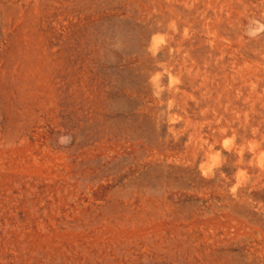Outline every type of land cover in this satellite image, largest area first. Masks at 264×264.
<instances>
[{"label": "rangeland", "instance_id": "rangeland-1", "mask_svg": "<svg viewBox=\"0 0 264 264\" xmlns=\"http://www.w3.org/2000/svg\"><path fill=\"white\" fill-rule=\"evenodd\" d=\"M147 1L0 0V264H264V0Z\"/></svg>", "mask_w": 264, "mask_h": 264}, {"label": "bare ground", "instance_id": "bare-ground-1", "mask_svg": "<svg viewBox=\"0 0 264 264\" xmlns=\"http://www.w3.org/2000/svg\"><path fill=\"white\" fill-rule=\"evenodd\" d=\"M107 1H108V0H107ZM146 1H147V0H146ZM153 1H154V0H153ZM170 1H171V0H170ZM180 1H181V0H180ZM184 1H185V0H184ZM205 1H206V0H205ZM215 1H216V0H215ZM228 1H229V0H228ZM245 1H246V0H245ZM247 1H248V0H247ZM147 2H148V1H147ZM186 2H187V1H186ZM197 2H198V1H197ZM201 2H202V0H201ZM216 2H217V1H216ZM216 2H215V3H216ZM222 2H223V1H221V3H222ZM230 2H231V0H230ZM108 3H109V2H108ZM117 3H118V2H117ZM150 3H152V2H150ZM182 3H183V2H182ZM187 3H190V2H187ZM194 3L196 4V2H194ZM205 3H206V2H205ZM233 3H234V2H233ZM243 3H244V2H243ZM245 3H246V2H245ZM153 4H154V3H153ZM162 4H163V3H162ZM176 4H177V3H175V5H176ZM191 4H192V2H191ZM230 4H231V3H230ZM236 4L239 5V1H238V3H237V1H236ZM165 5L168 6L167 4H165ZM172 5H174V4H172ZM175 5H174V6H175ZM203 5L205 6V4H203ZM226 5H227V4H226ZM226 5H225V6H226ZM233 5H234V4H233ZM238 5H237V6H238ZM246 5H247V4H246ZM128 6H129V5H128ZM136 6H137V5H136ZM136 6H134V7H136ZM151 6H153V5H151ZM178 6H179V5H178ZM183 6H184V5H183ZM200 6H202V5H200ZM207 6H208V5H207ZM250 6H251V5H250ZM112 7H113V6H112ZM112 7H110V8H112ZM115 7H116V6H115ZM130 7H131V6H130ZM162 7H163V5H162ZM175 7H176V6H175ZM180 7H182V5H180ZM239 7H240V6H239ZM239 7H238V8H239ZM248 7H249V6H248ZM251 7H252V6H251ZM116 8H117V7H116ZM137 8H138V6H137ZM152 8H154V7H152ZM170 8H171V7H170ZM173 8H174V7H173ZM173 8H172V9H173ZM177 8H178V7H177ZM200 8H201V7H200ZM214 8H215V7H214ZM224 8H226V7H224ZM224 8H221V9H224ZM228 8H229V7H228ZM240 8H241V7H240ZM125 9H126V8H125ZM162 9H163V8H162ZM172 9H171V10H172ZM174 9H175V8H174ZM181 9H182V8H181ZM183 9H184V8H183ZM187 9H188V8H187ZM187 9H186V10H187ZM202 9H203V8H202ZM202 9H201V11H202ZM206 9L208 10V8H206ZM216 9H218V8H216ZM230 9H231V8H230ZM230 9H229V11H230ZM233 9H234V8H233ZM120 10H121V9H120ZM122 10H123V9H122ZM149 10H150V9H149ZM151 10H153V9H151ZM151 10H150V11H151ZM168 10H169V9H168ZM171 10H170V11H171ZM175 10H176V9H175ZM177 10H179V9H177ZM184 10H185V9H184ZM188 10H189V9H188ZM213 10H214V9H213ZM231 10H232V9H231ZM234 10H235V9H234ZM125 11H126V10H125ZM128 11H129V10H128ZM153 11H154V10H153ZM160 11H161V10H160ZM160 11H159V14H160ZM165 11H166V10H165ZM165 11H164V12H165ZM170 11H169V12H170ZM204 11H205V10H204ZM210 11H212V10H210ZM217 11H218V10H217ZM237 11H238V10H237ZM237 11H236V12H237ZM241 11H242V10H241ZM241 11H240V12H241ZM251 11H252V8H251ZM134 12H138V11H134ZM144 12H145V11H144ZM144 12H143V13H144ZM171 12H172V11H171ZM175 12H177V11H175ZM178 12H179V13H180V12L183 13V12H186V11H181V10H180V11H178ZM187 12H188V11H187ZM195 12H196V11H195ZM199 12H200V11H199ZM226 12H227V11H226ZM232 12H233V11H232ZM238 12H239V11H238ZM248 12H250V11H248ZM114 13H115V12H114ZM140 13H141V12H140ZM150 13H151V12H150ZM165 13H166V12H165ZM188 13H189V12H188ZM196 13H197V12H196ZM196 13H195V14H196ZM219 13H220V12H219ZM246 13H247V12H246ZM259 13H260V12H259ZM134 14H136V13H134ZM144 14H145V13H144ZM173 14H174V13H173ZM176 14H178V13H176ZM185 14H186V13H185ZM227 14H228V13H227ZM107 15H108V14H107ZM140 15H141V14H140ZM145 15H146V14H145ZM155 15H156V14H155ZM167 15H169V13H167ZM167 15H166V16H167ZM192 15H193V14H192ZM203 15H204V14H203ZM203 15H201V16L203 17ZM224 15H225V14H224ZM233 15H234V14H233ZM248 15H250V14H248ZM110 16H111V15H110ZM162 16L164 17L165 15H162ZM169 16H170V15H169ZM179 16H180V15H179ZM208 16H209V14H208ZM218 16H220V15H218ZM231 16H232V15H231ZM238 16H239V14H238ZM243 16H245L244 13H243ZM125 17H127V16H125ZM128 17H129V16H128ZM142 17H143V16H142ZM154 17H155V16H154ZM157 17H158V16H157ZM157 17H156V19H157ZM159 17H160V16H159ZM177 17H178V16H176L175 18H177ZM186 17H187V16H186ZM211 17H212V16H211ZM246 17H247V16H245V18H246ZM248 17H249V16H248ZM160 18H161V17H160ZM178 18H179V17H178ZM182 18H183V16H182ZM187 18H188V17H187ZM193 18H195V17H193ZM212 18H213V17H212ZM224 18H225V17H224ZM236 18H237V17H236ZM166 19H167V18H166ZM168 19H169V18H168ZM170 19H173L172 15L170 16ZM170 19H169V20H170ZM213 19H214V18H213ZM226 19H227V18H226ZM138 20H139V19H138ZM142 20H143V19H142ZM145 20H146V19H145ZM152 20H153V18H152ZM161 20H162V19H161ZM161 20H160V21H161ZM169 20H168V21H169ZM182 20H183V19H182ZM200 20H201V18H200ZM203 20H204V19H203ZM203 20H202V21H203ZM214 20H216V19H214ZM223 20H224V19H223ZM223 20L221 21L222 24H223ZM237 20H238V19H237ZM237 20H236V21H237ZM178 21H179V20H178ZM193 21H194V20H193ZM202 21H201V22H202ZM205 21H206V20H205ZM207 21H208V20H207ZM230 21H231V20H230ZM232 21H233V20H232ZM236 21H235V22H236ZM239 21H240V19H239ZM150 22H152V21H150ZM153 22H154V21H153ZM157 22H159V20H158ZM183 22H184V21H183ZM212 22H213V21H212ZM212 22H211V23H212ZM237 22H238V21H237ZM134 23H136V22H134ZM138 23H139V22H138ZM154 23H155V22H154ZM196 23H198V22H196ZM199 23H200V22H199ZM203 23H204V22H203ZM213 23H215V21H214ZM213 23H212V24H213ZM216 23H220L219 20H218V22L216 21ZM228 23H229V22H228ZM243 23H244V21H243ZM249 23H251V22H249ZM120 24H121V23H120ZM136 24H137V23H136ZM140 24H141V23H140ZM162 24H163V23H162ZM162 24H161V25H162ZM170 24H171V23H170ZM193 24H194V22H193ZM205 24H206V23H205ZM224 24H225V23H224ZM235 24H236V23H235ZM238 24H239V23H238ZM241 24H242V23H241ZM122 25H123V24H122ZM144 25H145V24H144ZM144 25H143V26H144ZM149 25H150V24H149ZM154 25H155V24H154ZM157 25H158V23H157ZM159 25H160V24H159ZM188 25H190V24H188ZM217 25H218V24H217ZM239 25H240V24H239ZM239 25H238V26H239ZM246 25H247V24H246ZM249 25H250V24H249ZM137 26H138V24H137ZM137 26H136V27H137ZM145 26H146V25H145ZM151 26H153V25H151ZM171 26L174 28L173 25H171ZM171 26H169V27H171ZM179 26H180V25H179ZM193 26H194V25H193ZM195 26H196V25H195ZM198 26L200 27V25H197V27H198ZM219 26L222 27V26H224V25H221V24H220ZM242 26H243V25H242ZM242 26H241V27H242ZM247 26H248V25H247ZM128 27H129V26H128ZM140 27H141V25H140ZM147 27H148V25H147ZM184 27H185V26H184ZM199 27L197 28V30L199 29ZM226 27H227V31H228V26H226ZM137 28H138V27H137ZM151 28H152V27H151ZM167 28H168V27H167ZM167 28H166V29H167ZM173 28H172V29H173ZM181 28H182V27H181ZM186 28H187V27H186ZM186 28H185V29H186ZM190 28H192V25H191ZM190 28H189V29H190ZM201 28H202V27H201ZM203 28H204V27H203ZM205 28H207V27H205ZM213 28H214V27H213ZM213 28H212V29H213ZM215 28H216V27H215ZM233 28H234V27H233ZM238 28H239V27H238ZM238 28H237V31L240 30V29H238ZM149 29H150V28H149ZM153 29H154V28H153ZM163 29H165V28H163ZM172 29H169V30L172 31ZM185 29H184V30H185ZM194 29H196V28L194 27ZM222 29H225V30H226V28H222ZM137 30H138V29H137ZM139 30H140V28H139ZM145 30H146V28H145ZM204 30H205V29H204ZM214 30H215V29H214ZM214 30H213V31H214ZM230 30H231V28H230ZM241 30H243V29H241ZM151 31H152V30H151ZM170 31H169V32H170ZM181 31H182V30H181ZM190 31H191V30H190ZM200 31H201V30H200ZM205 31H206V30H205ZM205 31L203 32V29H202V32H203V33H205ZM207 31H208V30H207ZM211 31H212V30H211ZM211 31H210V32H211ZM148 32L150 33V31H148ZM154 32H155V31H154ZM157 32H158V30H157ZM162 32H163V31H162ZM166 32H168V30H167ZM169 32H168V33H169ZM173 32H174V34H175V29H174ZM173 32H171V33H173ZM185 32L187 33V31H185ZM196 32H197V31H196ZM218 32H220V31H218ZM218 32H217V33H218ZM234 32H236V30H235ZM155 33H156V32H155ZM171 33H170V34H171ZM217 33H216V34H217ZM220 33H221V32H220ZM225 33H226V32H225ZM240 33H241V32H240ZM134 34H136V33H134ZM151 34H152V33H151ZM160 34H161V33H160ZM160 34H159V35H160ZM180 34H181V33H180ZM190 34H191V33H190ZM197 34H198V33H197ZM199 34H201V33L199 32ZM206 34H207V33H206ZM206 34H205V35H206ZM208 34H209V33H208ZM231 34H232V33H231ZM138 35H139V33H138ZM153 35H154V34H153ZM156 35H157V34H156ZM159 35H157L158 38H160V37L162 36V35H160V36H159ZM164 35H165V33L163 34V36H164ZM176 35H177V34H175V36H176ZM181 35H182V34H181ZM210 35H211V34H210ZM212 35H214V34H212ZM212 35H211V36H212ZM218 35H219V33H218ZM223 35H224V34H223ZM259 35H260V34H259ZM141 36L143 37V35H141ZM163 36H162V37H163ZM173 36H174V35H173ZM228 36H230V38H232V35H229L228 32H227V36H226V37H228ZM238 36H240V35H238ZM242 36H243V35H242ZM139 37H140V35H139ZM154 37H155V36H154ZM157 37H155V38H157ZM216 37H217V36H216ZM216 37H214V38H216ZM221 37H222V33H221ZM226 37H225V38H226ZM244 37H245V36H244ZM262 37H264V36L262 35ZM148 38H149V37H148ZM158 38H157V40H158ZM177 38H178V37H177ZM179 38H180V37H179ZM179 38H178L177 40H179ZM188 38H189V37H188ZM194 38H196V37H194ZM205 38H206V37H205ZM212 38H213V37H212ZM223 38H224V37H223ZM230 38H229V40H230ZM234 38H235V37H234ZM249 38H250V37H248V39H249ZM254 38H255V37H254ZM260 38H261V37H260ZM163 39H164V38H163ZM175 39H176V38H175ZM185 39H186V38H185ZM210 39H211V38H209L208 40H210ZM216 39H217V38H216ZM226 39H227V38H226ZM238 39H240V38H238ZM238 39H237V42H240V41H238ZM263 39H264V38H262V41H263ZM131 40H132V39H131ZM137 40H138V41H142L143 39H142V40L137 39ZM145 40H146V38H145ZM145 40H144V41H145ZM183 40H184V39H183ZM191 40H192V39H191ZM221 40H223V39H221ZM227 40H228V39H227ZM227 40H226V41H227ZM241 40H242L241 42L243 43V39H241ZM251 40H252V39H251ZM132 41H133V40H132ZM151 41H152V43H154V40H150L149 42L151 43ZM180 41H181V40H180ZM186 41H187V39H186ZM194 41H195V42H193V43H196V42H197L196 40H194ZM205 41H206V39H205ZM215 41H216V40H215ZM218 41H219V40H217V42H218ZM254 41H255V40H254ZM123 42H124V41H123ZM130 42H131V41H130ZM162 42H163V41H162ZM162 42H161V43H162ZM174 42L177 43L176 41H174ZM206 42H207V41H206ZM217 42H216V43H217ZM223 42H224V40H223ZM228 42H229V41H228ZM230 42H232V40H230ZM230 42H229V43H230ZM234 42L237 43V42L235 41V39H234ZM247 42H248V40H247ZM257 42H258V41H257ZM136 43H137V41H136ZM152 43H151V44H152ZM158 43H159V42H158ZM202 43H203V42H202ZM211 43H212V42H211ZM244 43H245V42H244ZM244 43H243V44H244ZM249 43H250V41H249ZM254 43H255V42H254ZM259 43H261L260 40H259ZM259 43H258V47H260V46H259ZM142 44H144V42H143ZM142 44H141V45H142ZM145 44H146V43H145ZM156 44H157V43H156ZM156 44H155V45H156ZM170 44H171V43H170ZM170 44H169V45H170ZM217 44H218V43H217ZM246 44H248V43H246ZM246 44L243 45V48H244V46H246ZM256 44H257V43H256ZM256 44H255V45H256ZM138 45H139V44H138ZM146 45H147V44H146ZM153 45H154V44H153ZM153 45H152V46H153ZM169 45H168V46H169ZM174 45H175V44H174ZM204 45H205V44H203V46H204ZM222 45H223V44H222ZM226 45H227V43H226ZM129 46H130V45H129ZM142 46H143V45H142ZM159 46H161V45L159 44ZM192 46H193V45H192ZM199 46H200L199 48L202 47L201 45H199ZM206 46H207V45H206ZM224 46H225V45H224ZM229 46H230V45H229ZM249 46H250V44H249ZM253 46H254V45H253ZM253 46H252V47H253ZM145 47H146V46H145ZM161 47H163V46H161ZM161 47H160V48H161ZM170 47H172V46L170 45ZM210 47H211V46H210ZM241 47H242V46H241ZM246 47H247V46H246ZM250 47H251V46H250ZM258 47H257V49H256V47L254 48V51H255V49H256V54L254 53L255 55H253V56H256L257 53H259V52H257V51H258ZM148 48H150V47H148ZM157 48H159V47H157ZM160 48H159V49H160ZM164 48H165V47H164ZM166 48H167V47H166ZM166 48H165V49H166ZM168 48H169V47H168ZM175 48H176V47H175ZM181 48H182V47H181ZM183 48H184V47H183ZM189 48H190V47H188L187 50H189ZM195 48H196V47H195ZM199 48H196L197 51L200 50ZM216 48H218V46H217ZM223 48H224V47H223ZM225 48H226V46H225ZM229 48H230V47H229ZM229 48H227V49H229ZM146 49H147V48H146ZM191 49H192V48H191ZM196 49H195V50H196ZM198 49H199V50H198ZM202 49H203V47H202ZM232 49H233V48H232ZM237 49H238V48H237ZM239 49H240V48H239ZM241 49H242V48H241ZM244 49H246V48H244ZM263 49H264V47H263ZM129 50H130V49H129ZM129 50H128V51H129ZM132 50H133V49H132ZM136 50H137V49H134V52H137ZM155 50H156V49H155ZM161 50H162V49H161ZM169 50H170V48H169ZM205 50H207V47H206V49H205V47H204V50H203V51H205ZM208 50H209V49H208ZM213 50H214V49H213ZM215 50H217V49H215ZM215 50H214V51H215ZM221 50H223V49L221 48ZM221 50H220V51H221ZM248 50H250L249 47H248ZM252 50H253V49H252ZM122 51H123V50H122ZM138 51H139V50H138ZM151 51L153 52V49H152V48H151ZM151 51H150V52H151ZM162 51H163V50H162ZM167 51H168V50H167ZM203 51H202V52H203ZM217 51H218V50H217ZM242 51H243V50H242ZM250 51H251V50H250ZM250 51H249V52H250ZM260 51H261V50H260ZM262 51H263V50H262ZM262 51H261V52H262ZM123 52H124V51H123ZM148 52H149V50H148ZM150 52H149V53H150ZM169 52H170V51H169ZM191 52H193L192 54H195V53H194L195 51L192 50ZM191 52H189V53H191ZM208 52H209V51H208ZM237 52H238V51H237ZM261 52H260V54H261ZM174 53H175V51H174ZM184 53H185V52H184ZM189 53H188V55H189ZM200 53H201V51H200ZM200 53H199V54H200ZM203 53H204V52H203ZM209 53H210V52H209ZM209 53H208V54H209ZM214 53L216 54V52H214ZM245 53H246V52H245ZM252 53H253V51H252ZM127 54H130V53H127ZM138 54H139V53H138ZM146 54H147V52H146ZM160 54H161V53H160ZM171 54H172V53H171ZM208 54L206 53V55H208ZM218 54H219V53H218ZM221 54H222V53H221ZM225 54H226V53H225ZM225 54H224V55H225ZM238 54H239V53H238ZM241 54H242V55H240V56L242 57V56H243V53H241ZM246 54L248 55L249 53H246ZM246 54H245V55H246ZM250 54H251V53H250ZM250 54H249V55H250ZM260 54H259V55H260ZM190 55H191V54H190ZM196 55H197V54H196ZM203 55H204V54H203ZM209 55H210V54H209ZM209 55H208V56H209ZM216 55H217V54H216ZM262 55H263V53H262ZM128 56H129V55H128ZM142 56H143V55H142ZM148 56L152 57L151 55H148ZM169 56H170V55H169ZM177 56H178V54H177ZM197 56H199V55H197ZM212 56H213V54H212ZM240 56H239V57H240ZM260 56H261V55H260ZM145 57H147V56H145ZM150 57H147V58L149 59ZM159 57H160V56H159ZM165 57H166V56H165ZM182 57H183V54H182ZM190 57H191V56H190ZM192 57H193V56H192ZM204 57H205V55H204ZM204 57L201 55V58H204ZM209 57H210V56H209ZM214 57H215V55H214ZM225 57H226V56H225ZM239 57H238V58H239ZM128 58H129V57H128ZM147 58H146V59H147ZM160 58H161V60H163L162 57H160ZM160 58H158V59H160ZM176 58H177V57H176ZM187 58H188V57H187ZM199 58H200V57H199ZM215 58H216V57H215ZM257 58H258V57H257ZM121 59H122V58H121ZM124 59H125V58H124ZM151 59H152V58H151ZM156 59H157V58H156ZM191 59H193V58H191ZM195 59H197V58H195ZM195 59H194V60H195ZM208 59H209V58H208ZM212 59H213V58H212ZM224 59H225V58H224ZM231 59H232V58H231ZM243 59H244V57H243ZM243 59H242V60H243ZM247 59H248V58H247ZM254 59H255V58H254ZM254 59L252 60L253 63H254ZM263 59H264V58H263ZM136 60H137V59H136ZM152 60H153V59H152ZM168 60H169V59H168ZM177 60H178V59H177ZM199 60H200V59H199ZM203 60H204V59H202V61H203ZM209 60H210V59H209ZM222 60H223V59H222ZM225 60H226V59H225ZM227 60H228V58H227ZM237 60H238V59H237ZM259 60H260V59H259ZM158 61H160V60H158ZM178 61H179V60H178ZM178 61H176V62H178ZM184 61L186 62L187 60H184ZM190 61H191V60H190ZM192 61H193V60H192ZM213 61H214V60H213ZM228 61H229V60H228ZM231 61H232V60H231ZM244 61H245V60H244ZM255 61H256V60H255ZM257 61H258V60H257ZM128 62H129V61H128ZM140 62H141V61H140ZM146 62H147V61H146ZM161 62H162V61L159 62L160 65L163 64V62H162V64H161ZM170 62H171V61H170ZM170 62H169V63H170ZM185 62L182 61V64L185 63ZM219 62H220V61H219ZM223 62H224V61H223ZM237 62H238V61H237ZM259 62H262V60L259 61ZM142 63H144V62L142 61ZM148 63H149V62H148ZM173 63H174V62H173ZM179 63H180V62H179ZM193 63H194V61H193ZM201 63H202V62H201ZM220 63H221V62H220ZM232 63H233V62H232ZM243 63L245 64V62H243ZM262 63H263V62H262ZM126 64H127V63H126ZM139 64H140V63H139ZM152 64H153V63H152ZM176 64H177V63H176ZM203 64H204V62H203ZM216 64H217V63H216ZM225 64H227V63L225 62ZM244 64H242V65H244ZM254 64H255V63H254ZM254 64H253V65H254ZM258 64H260V63H258ZM192 65H193V64H192ZM212 65H213V64H212ZM219 65H220V64H219ZM227 65H228V64H227ZM246 65H247V70H250V69L253 67L251 64H250L251 67H249L250 65H248V63H246ZM260 65H261V64H260ZM260 65H259V66H260ZM262 65H263V64H262ZM123 66H124V65H123ZM139 66H140V65H139ZM143 66H144V64H143ZM143 66H142V67H143ZM157 66H158V65H157ZM162 66H163V65H162ZM193 66H194V65H193ZM204 66H205V64H204ZM209 66H210V65H209ZM256 66H257V64H256ZM129 67H130V66H129ZM148 67H149V66H148ZM160 67H161V66H160ZM191 67H192V66H191ZM211 67H212V66H211ZM211 67H209V68H211ZM233 67H234V65H233ZM235 67H236V66H235ZM235 67H234V69H235ZM248 67H249L250 69H248ZM261 67H262V66H261ZM121 68H122V67H121ZM132 68H133V67H132ZM158 68H159V66H158ZM177 68H178V67H177ZM180 68H181V67H180ZM180 68H179V69H180ZM182 68H183V67H182ZM182 68H181V69H182ZM203 68H205V67H203ZM213 68H214V67H213ZM223 68H224V67H223ZM225 68H226V67H225ZM253 68H254V67H253ZM137 69H138V68H137ZM144 69H145V68H144ZM153 69H154V68H153ZM159 69H160V68H159ZM221 69H222V68H221ZM221 69H220V70H221ZM231 69H232V68H231ZM243 69H244V68H243ZM256 69H257V68H256ZM258 69H260V68H258ZM139 70H141V69H139ZM149 70H151L150 67L148 68V71H149ZM161 70H162V67H161ZM182 70H183V69H182ZM182 70H181L180 72H183V71H184V70H183V71H182ZM186 70H187V68H186ZM186 70H185V71H186ZM189 70H191V69L189 68ZM197 70H198V69H197ZM217 70H219V69H217ZM222 70H223V69H222ZM241 70H242V69H241ZM253 70H254V69H253ZM164 71H166L165 68H164ZM194 71H195V69H194ZM225 71H226V69H225ZM227 71H228V69H227ZM232 71H234V70H232ZM261 71H262V69H261ZM136 72H137V71H136ZM153 72H154V70H153ZM155 72H156V71H155ZM157 72H158V71H157ZM162 72H163V71H162ZM195 72H196V71H195ZM202 72H203V69H202ZM202 72H201V73H202ZM211 72H213L212 69H211ZM221 72H222V71H221ZM242 72H243V71H242ZM248 72H249V71H248ZM250 72H251V70H250ZM255 72H256V71H255ZM262 72H264V71H262ZM262 72H261V73H262ZM140 73H141V72H140ZM148 73L150 74V72H148ZM158 73H159V72H158ZM160 73H161V72H160ZM169 73H171V72H169ZM185 73H186V72H185ZM201 73H199V74H201ZM204 73H205V72H204ZM204 73H202L201 75H202V76H205V78H206V74L203 75ZM214 73H215V72H214ZM231 73H232V72H231ZM238 73H239V72H238ZM245 73H246V72H245ZM256 73H257V72H256ZM137 74H138V73H137ZM193 74H194V73H193ZM195 74H196V73H195ZM207 74H208V73H207ZM221 74H222V73H221ZM258 74H260L259 71H258L257 75H258ZM262 74H263V73H262ZM138 75H139V74H138ZM152 75H153V74H152ZM155 75H156V77L158 76L157 73H156ZM186 75H188V74L186 73ZM190 75H191V74H190ZM238 75H240V74H237V73H236V77H237ZM251 75H252V74H251ZM253 75H254V74H253ZM257 75H256V79H258ZM96 76H97V75H96ZM142 76L144 77V75H142ZM142 76H141V77H142ZM150 76H151V75H150ZM150 76H149V77H150ZM167 76H168V73H167ZM170 76H172V75L170 74ZM170 76H169V78H170ZM210 76H212V75H210ZM223 76H226V72H225V75L223 74ZM258 76H259V75H258ZM131 77H132V76H131ZM137 77H138V76H137ZM141 77H140V78H141ZM159 77H160V76H159ZM159 77H158V78H159ZM176 77H177V76H175V78H176ZM183 77H184V75H183ZM187 77H188V76H187ZM218 77H220V76H218ZM243 77H244V76H243ZM259 77H260V76H259ZM262 77H263V75H262ZM145 78H146V77H145ZM202 78H203V77H202ZM209 78H210V77H209ZM209 78H208V79H209ZM238 78H239V77H238ZM238 78H237V80H238ZM240 78H242V77L240 76ZM246 78H247V77H246ZM249 78H251V77H249ZM132 79H134V78H132ZM132 79H130V80H132ZM138 79H139V77H138ZM143 79H144V78H143ZM150 79H151V80L153 79L152 76H151ZM156 79H157V78H156ZM173 79H174V77H173ZM173 79H172V80H173ZM208 79H207V80H208ZM210 79H211V78H210ZM231 79H232V78H231ZM247 79H248V78H247ZM256 79H255V80H256ZM154 80H155V79H153V81H154ZM168 80H169V79H168ZM214 80H215V79H214ZM216 80H218V79L216 78ZM216 80H215V81H216ZM240 80H241V79H239V81H240ZM258 80H259V79H258ZM148 81H149V80H148ZM148 81H146V83H147ZM219 81H220V80H219ZM235 81H236V80H235ZM235 81H234V82H235ZM244 81H245V79H244ZM107 82H108V81H107ZM139 82H140V84H141V81H139ZM155 82H156V81H154V83H155ZM168 82H169V81H168ZM171 82H173L172 84H174V81H171ZM175 82H176V79H175ZM185 82H186V81H185ZM185 82H184V83H185ZM205 82H206V81H205ZM210 82H211V84H212V81H210ZM226 82H227V81H226ZM230 82H231V81H230ZM253 82H254V81H253ZM253 82H251V83H253ZM143 83H144V82H143ZM157 83H158V82H157ZM169 83H170V82H169ZM192 83H193V82H192ZM207 83H208V81H207ZM207 83H204V84H207ZM242 83H243V82H242ZM245 83H246V82H245ZM248 83H249V82H248ZM251 83H249V85H250ZM259 83H261V82H259ZM130 84H131V83H130ZM147 84H148V83H147ZM189 84H190V83H189ZM195 84H196V83H195ZM227 84H228V83H227ZM230 84H231V83H230ZM240 84H241V83H240ZM243 84H244V83H243ZM243 84H242V86H243ZM256 84H257V83H256ZM263 84H264V82H263ZM141 85H142V84H141ZM155 85H156V84H155ZM176 85H178V84H176ZM198 85H200V81H199V84H198ZM216 85H218V84H216ZM225 85H226V84H225ZM228 85H229V84H228ZM228 85H226V86H228ZM233 85H234V84L232 83V86H233ZM245 85H246V84H245ZM247 85H248V84H247ZM251 85H252V84H251ZM151 86H152V84H151ZM184 86H185V85L183 84L182 87L184 88ZM190 86H191V85H190ZM200 86L202 87L203 84L200 85ZM204 86H205V85H204ZM214 86H215V85H214ZM214 86H213V87H214ZM220 86H222V85L220 84ZM220 86H218V88H219ZM226 86H225V87H226ZM259 86H260V85H259ZM259 86H258V87H259ZM125 87H126V86H125ZM125 87H123V88H125ZM209 87H210V86H209ZM213 87H210V88L213 89ZM216 87H217V86H216ZM246 87H247V86H245V88H246ZM248 87H250V86H248ZM260 87H261V86H260ZM141 88H142V87H141ZM172 88H173V87H172ZM172 88H171V89H172ZM197 88H198V86H197ZM197 88H195V90H196ZM199 88H200V87H199ZM205 88H206V87H205ZM210 88H209V91H210ZM240 88H241V85H240ZM262 88H264V86H263ZM136 89H137V87H136ZM145 89H146V88H145ZM181 89H182V88H180V90H181ZM223 89H225V88H222V90H223ZM228 89H229V86H228ZM243 89H244V88H243ZM249 89H250V88H249ZM249 89H247V90L249 91ZM251 89H252V86H251ZM260 89H261V88H260ZM127 90H128V89H127ZM138 90H139V89H138ZM175 90H176V89H175ZM191 90H192V89H191ZM200 90H201V89H200ZM205 90H208V89H205ZM205 90H204V91H205ZM217 90H220V89H217ZM217 90H216V91H217ZM241 90H242V89H241ZM247 90H246V91H247ZM252 90H254L253 92L255 93V89H252ZM122 91H124V90H122ZM130 91H132V87H131V90H130ZM140 91H142V90H140ZM177 91H178V90H177ZM177 91H176V93H178ZM182 91H184V90L182 89ZM225 91H226V89H225ZM229 91H230V90H229ZM238 91H240L239 88H238ZM259 91L262 92V90H259ZM126 92H127V91H126ZM149 92H150V91H149ZM153 92H154V91H153ZM172 92H173V91H172ZM197 92H198V91H197ZM201 92H203V90H202ZM223 92H224V91H223ZM227 92H228V91H227ZM227 92H225V94H226ZM232 92H233V91H232ZM241 92H242V91H241ZM249 92L251 93L252 91H249ZM129 93H130V92H129ZM142 93H143V92H142ZM144 93H145V91H144ZM230 93H231V92H230ZM233 93H234V92H233ZM244 93H245V92H244ZM247 93H248V92H247ZM254 93H253V94H254ZM256 93H257V92H256ZM145 94H146V93H145ZM154 94H155V93H154ZM174 94H175V93H173V95H174ZM207 94H208V93H207ZM207 94H206V95H207ZM209 94H210V93H209ZM218 94H219V93H218ZM240 94H241V93H240ZM251 94H252V93H251ZM258 94H259V93H258ZM258 94H257V95H258ZM124 95H125V93H124ZM127 95H128V94H127ZM136 95H137V94H136ZM167 95H168V94H167ZM175 95H176V94H175ZM179 95H182V93L179 94ZM183 95H184V94H183ZM220 95H221V92H220ZM236 95H237V94H236ZM241 95L243 96L244 94H241ZM241 95H239V99H240V96H241ZM249 95H250V94H249ZM261 95H262V94H261ZM263 95H264V93H263ZM131 96H133V95H131ZM141 96H142V95H141ZM143 96H144V95H143ZM176 96H177V95H176ZM208 96H210V95H208ZM223 96H224V95H223ZM225 96H226L227 98H229V95H228V96L225 95ZM231 96H232V95H231ZM233 96H234V94H233ZM244 96H247V95H244ZM258 96H260V94H259ZM134 97H136V96H134ZM138 97H140V96H138ZM168 97H169V96H168ZM168 97H167V99H168ZM183 97H184V96H183ZM193 97H194V96H193ZM195 97H197V96H195ZM213 97H214V96H213ZM218 97H219V96H218ZM254 97H256V95H255ZM254 97H253V99H254ZM172 98H173V96H172ZM184 98H185V97H184ZM190 98H191V95H190ZM241 98H242V97H241ZM256 98H257V97H256ZM256 98H255V99H256ZM152 99H153V98H152ZM163 99H164V98H163ZM177 99H180V100L183 101V99H182L181 97H180V98H177ZM192 99H193V98H192ZM211 99H212V98H211ZM211 99H209V100L211 101ZM222 99L225 100V98H222ZM230 99H231V98H229V100H230ZM246 99H247V97H246ZM246 99H244V100H246ZM253 99H252V100H253ZM134 100H137V98L134 99ZM134 100H133V101H134ZM142 100H143V99H142ZM145 100H146V99H145ZM149 100H150V99H149ZM195 100H198V98L195 99ZM199 100H200V99H199ZM201 100H202V98H201ZM216 100H217V98H216ZM216 100H214V101H216ZM235 100H237V99H235V96H234V101H235ZM133 101H132V102H133ZM139 101H140V100H139ZM139 101H138V102H139ZM158 101H159V100H158ZM164 101H165V100H164ZM171 101H172V100H171ZM182 101H181V102H182ZM184 101H185V99H184ZM238 101H239V100H238ZM238 101H237V103H241L242 100H240V102H238ZM258 101H259V100H258ZM261 101H262V100H261ZM148 102H149V101H148ZM173 102H174V101H173ZM181 102H179V103H181ZM227 102H228V101H227V99H226V104H227ZM133 103H134V102H133ZM146 103H147V102H146ZM175 103H176V102H175ZM179 103H178V104H179ZM189 103H190V102H188V104H189ZM196 103H197V102H196ZM204 103H205V102H204ZM212 103H213V99H212ZM233 103H234V102H233ZM249 103H250V102H249ZM262 103H264V102H262ZM130 104H131V102H130ZM143 104H144V103H143ZM155 104H156V102H155ZM166 104H167V103H166ZM178 104L176 105V107H178ZM188 104H187V105H188ZM255 104H256V103H255ZM259 104H260V103H259ZM144 105H145V104H144ZM201 105H203V103H201ZM208 105H209V103L207 104V106H208ZM212 105H213V104H212ZM234 105H237V104H234ZM139 106H141V105H139ZM146 106H147V105H146ZM154 106L156 107V105H154ZM180 106H181V105H180ZM192 106H194V104H192ZM238 106H239V105H237V108H238ZM243 106H244V107H243ZM243 106H242V107L245 108V105H244V104H243ZM263 106H264V105H263ZM263 106H262V107H263ZM152 107H153V106H152ZM169 107H170V106H169ZM181 107H182V106H181ZM181 107H180V108H181ZM186 107H187V106H186ZM188 107H189V105H188ZM223 107H225V106H223ZM223 107H222V108H223ZM233 107H234V106H233ZM247 107H248V106H247ZM137 108H138V107H137ZM150 108H151V107H150ZM159 108H160V107H159ZM182 108H183V107H182ZM191 108H192V107H191ZM193 108H194V107H193ZM200 108H201V106H200ZM206 108H207V107H206ZM211 108H212V107H211ZM234 108H235V107H234ZM240 108H241V106L239 107V109H240ZM259 108H260V107H258V111H259ZM146 109H147V108H146ZM204 109H205V107H204ZM208 109H209V108H207V110H208ZM212 109H213V108H212ZM235 109H236V108H235ZM241 109H242V108H241ZM254 109H255V108H254ZM260 109H261V108H260ZM136 110H137V109H136ZM150 110H152V109H150ZM154 110H155V109H154ZM182 110H183V109H181V111H182ZM184 110H185V109H184ZM191 110H193V109H191ZM199 110H200V109H199ZM213 110H214V109H213ZM217 110H218V109H217ZM256 110H257V109H256ZM261 110H262V109H261ZM186 111H187V110H186ZM194 111H195V110H194ZM194 111H193V112H194ZM205 111H206V110H205ZM211 111H212V110H211ZM214 111H215V110H214ZM241 111H244V109L241 110ZM167 112H168V111H167ZM173 112H174V111H173ZM182 112H183V111H182ZM189 112H190V111H189ZM193 112H192V113H193ZM202 112H203V111H202V109H201V113H202ZM231 112H232V111H231ZM235 112H236V111H235ZM260 112H261V111H260ZM263 112H264V111H263ZM133 113H134V111H133ZM141 113H142V111H141ZM155 113H156V111H155ZM155 113H154V114H155ZM168 113H169V112H168ZM195 113H196V112H194V114H195ZM199 113H200V112H199ZM211 113H212V112H211ZM211 113H210V115H211ZM220 113H221V112H220ZM258 113H259V112H258ZM147 114H148V113H147ZM186 114H187V113H186ZM213 114H214V113H213ZM222 114H223V113H222ZM232 114H233V113H232ZM245 114H246V112H245ZM245 114H244V117H245ZM262 114H264V113H262ZM262 114H261V119H262ZM171 115H173V114H171ZM181 115H182V114H181ZM200 115H201V116H200L199 118L202 117V114H200ZM205 115H206V114H205ZM215 115H216V114H215ZM224 115H225V114H224ZM242 115H243V113H242ZM254 115H255V114H253V116H254ZM258 115H259V114H258ZM157 116H158V115H157ZM174 116L176 117L175 114H174ZM206 116H208V115H206ZM206 116H205V117H206ZM220 116H221V115H220ZM235 116H236V115H235ZM251 116H252V115H251ZM155 117H156V116H155ZM172 117H173V116H172ZM172 117H171V118H172ZM188 117H191V116L188 115ZM193 117H194V116H193ZM208 117H209V116H208ZM210 117H211V116H210ZM224 117H225V116H224ZM237 117H238V113H237ZM244 117H243V118H244ZM259 117H260V116H259ZM151 118H152V117H151ZM151 118H149V119H151ZM168 118H169V117H168ZM171 118H170V119H171ZM179 118H180V117H179ZM195 118H198L197 113H196V117H195ZM213 118H214V116H213ZM253 118H254V117H253ZM255 118H256V117H255ZM255 118H254V119H255ZM129 119H130V118H129ZM153 119H154V118H153ZM182 119H183V118H182ZM224 119H225V118H224ZM232 119H233V118H232ZM241 119H242V118H241ZM257 119H258V118H257ZM132 120H133V119H132ZM136 120L138 121V119H136ZM144 120H147V119H144ZM144 120H143V122H144ZM174 120H175V119H174ZM176 120H177V119H176ZM187 120L189 121V118L186 119L185 121H187ZM205 120H206V119H205ZM207 120H209V118H208ZM210 120H211V119H210ZM210 120L207 121V123H208V122L210 123V122H211ZM217 120H218V121H217ZM217 120H216V121L219 122V117H218ZM233 120H234V119H233ZM233 120H231V121L233 122ZM239 120H240V119H239V117H238V121H239ZM152 121H153V120H152ZM171 121H172V119H171ZM188 121H187V122H188ZM195 121H196V123H197V119H196ZM202 121H204V120H201V122H202ZM212 121H213V119H212ZM238 121H237V122H238ZM244 121H246V120H244ZM258 121H259V120H258ZM131 122H132V121H131ZM145 122H146V121H145ZM153 122H154V121H153ZM156 122H157V121H156ZM187 122H186V123H187ZM225 122H226V120H225ZM239 122H240V121H239ZM133 123H134V122H133ZM203 123H204V122H203ZM205 123H206V122H205ZM241 123H242V122H240V124H241ZM245 123H246V122H245ZM134 124H136V123H134ZM150 124H151V123H150ZM150 124H149V125H150ZM166 124H167V122H166ZM187 124H190V122L187 123ZM187 124H186V125H187ZM194 124H195V123H194ZM199 124H200V122H199ZM211 124H212V123H211ZM224 124H225V123H224ZM229 124H230V123H229ZM242 124H243V123H242ZM251 124H252V123H251ZM153 125H154V123H153ZM164 125H165V124H164ZM167 125H168V124H167ZM181 125H182V124H181ZM203 125H204V124H203ZM252 125H253V124H252ZM141 126H142V125H141ZM154 126H155V125H154ZM193 126H194V125H193ZM195 126H197V125H195ZM208 126H210V125H208ZM208 126H206V127H208ZM221 126H222V124H221ZM243 126H244V125H243ZM170 127H171V126H170ZM184 127H186V126H184ZM188 127H190V125H189V126L187 125V128H188ZM213 127H214V126H213ZM217 127H218V129L220 128L219 126H217ZM217 127H216V128H217ZM227 127H228V126H227ZM230 127H232V126H230ZM237 127H238V126H237ZM250 127H251V126H250ZM167 128H169V127H167ZM167 128H166V129H167ZM172 128H173V127H172ZM176 128H177V127H176ZM130 129L132 130V128H130ZM137 129H138V128H137ZM146 129H147V128H146ZM169 129H170V128H169ZM197 129H198V128H197ZM205 129H206V128H205ZM208 129H209V128H208ZM208 129H207V131H208ZM211 129H212V128H211ZM222 129H223V128L221 127V130H222ZM230 129H232V128H230ZM230 129H229V130H230ZM248 129H249V127H248ZM163 130H164V129H163ZM180 130H181V128H180ZM183 130H184V128H183ZM183 130H182V131H183ZM192 130H193V127H192ZM199 130H201V127H200ZM219 130H220V129H219ZM242 130H243V127H242ZM260 130H261V129H260ZM176 131H177V130H176ZM203 131H204V130H203ZM216 131H218V130H216ZM222 131H223V130H222ZM243 131H244V130H243ZM248 131H249V130H248ZM251 131H252V130H251ZM263 131H264V130H263ZM136 132H137V131H136ZM158 132H159V131H158ZM169 132H170V131H169ZM173 132H174V131H173ZM187 132H188V131H187ZM198 132H199V131H198ZM231 132H233V131H231ZM240 132H241V131H240ZM260 132H262V130H261ZM150 133H151V132H150ZM176 133H177V132H176ZM180 133H181V132H180ZM182 133H183V132H182ZM192 133H193V132H192ZM194 133H195V132H194ZM204 133H205V132H204ZM212 133H213V132H212ZM247 133H248V132H247ZM262 133H263V132H262ZM167 134H168V132H167ZM171 134H172V133H171ZM187 134H188V133H187ZM200 134H202V133H200ZM205 134H206V133H205ZM210 134H211V132H210ZM218 134H220V133H218ZM230 134H233V133H230ZM234 134H235V133H234ZM250 134H251V133H250ZM176 135H177V134H176ZM190 135H191V132H190ZM216 135H217V134H216ZM243 135H244V133H243ZM246 135H247V134H246ZM155 136H156V135H155ZM171 136H173V134H172ZM187 136H188V135H187ZM205 136H209V135H205ZM220 136H222V135H220ZM220 136H219V137H220ZM223 136H224V135H223ZM226 136H228V135H226ZM145 137H146V136H145ZM145 137H144V138H145ZM165 137H166V136H165ZM210 137L212 138V136H210ZM238 137H239V136H238ZM245 137H246V136H245ZM250 137H251V136H250ZM250 137H249V138H250ZM196 138H197V137H196ZM196 138H195V141H196ZM200 138H201V136H200ZM208 138H209V137H208ZM221 138H223V137H221ZM228 138H229V137H228ZM228 138L226 137L225 139H228ZM231 138H232V137H230V139H231ZM262 138H263V137H261V139H262ZM167 139H169V138H165V141H166V142H167ZM170 139H171V138H170ZM197 139H198V138H197ZM206 139H207V138H206ZM214 139H215V138H214ZM225 139H224V140H225ZM243 139H244V138H243ZM151 140H152V139H151ZM160 140H162V139L160 138ZM173 140H175V137H174ZM173 140H172V141H173ZM183 140H184V139H183ZM204 140H205V139H204ZM204 140L199 139V142L202 143V141H204ZM231 140H232V139H231ZM231 140H230V141H231ZM233 140H234V139H233ZM240 140H241V139H240ZM172 141H171V142H172ZM190 141H191V140H190ZM190 141H188V142L190 143ZM193 141H194V140H193ZM193 141H192V142H193ZM210 141H212V140L210 139ZM214 141H216V140H214ZM218 141H219V140H218ZM226 141H227V140H226ZM230 141L228 140L229 145L232 144V142H230ZM247 141H248V138H247ZM249 141H250V139H249ZM249 141H248V142H249ZM141 142H142V141H141ZM146 142H147V141H146ZM152 142H153V141H152ZM156 142L158 143V141H156ZM159 142H160V141H159ZM169 142H170V141H169ZM169 142H168V143H169ZM183 142H184V141H183ZM244 142H245V141H244ZM251 142H252V139H251V141H250L249 143H251ZM257 142H258V141H257ZM257 142H253V145H252V144H251V145L254 147L255 144H257ZM150 143H151V142H150ZM150 143H149V145H151ZM200 143H198V144H199L200 146H202ZM211 143H212V142H211ZM216 143H217V142H216ZM225 143H226V142H225ZM237 143H238V142H237ZM160 144H161V143H160ZM160 144H159V146H160ZM166 144H167V143H166ZM171 144H173V143H171ZM171 144H170V146L172 147L173 145H171ZM175 144L177 145V142L174 143V145H175ZM191 144H192V143H191ZM191 144H190V146H191ZM149 145H146V146L148 147ZM162 145H163V144H162ZM162 145H161V146H162ZM186 145H187V144H186ZM193 145H194V144H193ZM196 145H197V144H196ZM210 145H211V144H210ZM222 145H223V143H222ZM146 146H145V147H146ZM166 146L168 147L169 144H168V145H165V147H166ZM182 146H184V145H182ZM213 146H214V145H213ZM213 146H212V148H213ZM224 146H225V144H224ZM242 146H243V145H242ZM247 146H248V145H247ZM252 146H250V147H251L250 149H249V147H248V149L250 150V152L253 153L254 151H251V149H252V150H253V149H256V146H255L254 148H252ZM259 146H260V145H259ZM259 146H258V147H259ZM174 147H175V146H174ZM178 147H179V145H178ZM192 147H193V146H192ZM196 147H197V146H195L194 150H196ZM207 147H208V146H207ZM227 147H229V146H227ZM230 147H231V146H230ZM235 147H236V146H235ZM239 147H241V146H239ZM151 148H152V147H151ZM155 148H156V147H155ZM158 148H159V147H158ZM160 148H161V147H160ZM179 148H180V147H179ZM217 148H218V147H217ZM145 149H146V148H145ZM168 149H169V148H168ZM187 149H188V147H187ZM201 149H202V148H201ZM201 149H200V150H201ZM204 149H205V148H204ZM214 149H215V148H214ZM219 149H220V148H219ZM225 149H227V148H225ZM229 149H230V148H229ZM234 149H235V148H234ZM258 149H259V148H258ZM140 150H141V149H140ZM148 150H150V149L148 148ZM161 150H164V148L161 149ZM165 150H166V148H165ZM170 150H173V147H172V149L170 148ZM177 150H179V149H177ZM181 150H182V149H181ZM184 150H185V149H184ZM191 150H192V149H191ZM191 150H190V151H191ZM206 150H207V148H206ZM237 150H239V149H237ZM237 150H236V151H237ZM262 150H263V149H262ZM134 151L138 152L137 150H134ZM196 151H197V150H196ZM204 151H205V150H204ZM213 151H214V150H211V152H213ZM236 151H235V152H236ZM240 151L242 152V149H240ZM240 151H239V153H240ZM258 151H259V150H258ZM158 152H159V151H158ZM164 152H166V151H164ZM171 152H173V151H170V153H171ZM176 152H177V151H176ZM202 152H203V151H202ZM208 152H209V151H208ZM231 152H232V151H231ZM237 152H238V151H237ZM248 152H249V151H248ZM261 152H262V151H261ZM263 152H264V150H263ZM263 152H262V153H263ZM148 153H149V152H148ZM148 153H147V154H148ZM153 153H154V152H153ZM166 153H168V152H166ZM166 153H165V154H166ZM173 153H174V152H173ZM186 153H187V152H186ZM192 153L194 154V151H193ZM203 153H204V152H203ZM214 153H215V152H214ZM222 153H223V152H222ZM224 153H227V152H224ZM233 153H234V152H233ZM239 153H238V154H239ZM252 153H251V154H252ZM139 154H140V153H139ZM159 154H160V153H159ZM161 154H162V153H161ZM165 154H164V155H165ZM176 154H177V153H176ZM176 154H175V156H176ZM193 154H192V155H193ZM200 154H201V153H200ZM210 154H211V158H210V159H212V158L215 156V154H213V156H212V153H210ZM216 154H217V153H216ZM220 154H221V153H220ZM249 154H250V153H249ZM256 154H257V151H256ZM258 154H259V152H258ZM136 155H137V153H136ZM149 155H150V154H149ZM151 155H152V154H151ZM162 155H163V154H162ZM178 155H179V153H178ZM185 155H187V154H185ZM192 155H191V157L195 156V155H193V156H192ZM222 155H223V154H222ZM228 155H229V154H228ZM236 155H237V154H236ZM239 155H240V154H239ZM239 155H238V156H239ZM129 156H130V155H129ZM154 156H155V155H154ZM170 156H171V155H170ZM170 156H167V157H170ZM175 156H174V157H175ZM187 156H188V155H187ZM200 156H201V155H200ZM202 156H203V155H202ZM206 156H208V155H206ZM216 156H218V154H217ZM216 156H215V157H216ZM225 156H226V155H225ZM240 156H241V155H240ZM254 156H256V155H254ZM259 156H260V155H259ZM259 156H258V157H259ZM155 157H156V156H155ZM171 157H172V156H171ZM171 157H170V158H171ZM178 157H179V156H178ZM178 157H177V158H178ZM248 157H249V156H248ZM127 158H128V157H127ZM136 158H137V157H136ZM147 158H148V157H147ZM151 158H152V157H151ZM172 158H173V157H172ZM179 158H180V157H179ZM188 158H190V157H188ZM188 158H187V159H188ZM236 158H237V157H236ZM255 158H256V157H255ZM255 158H254V160H255ZM262 158H264V157H262ZM152 159H154V158H152ZM180 159H181V158H180ZM201 159H202V158H201ZM201 159H200V160H201ZM213 159H214V158H213ZM213 159H212V160H213ZM216 159H217V158H216ZM221 159H223V158H221ZM238 159H239V157H238ZM258 159H261V157L258 158ZM132 160H133V158H132ZM167 160H169V159H167ZM174 160H176V159H174ZM181 160H182V159H181ZM184 160H185V159H184ZM191 160H192V159H191ZM229 160H230V159H229ZM234 160H235V159H234ZM244 160H246V159H244ZM261 160H262V159H261ZM139 161H140V160H139ZM182 161H183V160H182ZM202 161H203V160H202ZM207 161H208V160H206L205 162H207ZM215 161H216V160H215ZM235 161H236V160H235ZM262 161H264V159H263ZM262 161H260V162L262 163ZM132 162H133V161H132ZM132 162H131V163H132ZM166 162H167V161H166ZM171 162H173V161H171ZM187 162H188V161H187ZM189 162H190V161H189ZM192 162H193V161H192ZM203 162H204V161H203ZM219 162H220V161H219ZM256 162H257V161H256ZM260 162H258V163L261 164ZM177 163H178V162H177ZM184 163H185V162H184ZM225 163H226V161H225ZM231 163H232V161H231ZM233 163H234V162H233ZM249 163H250V162H249ZM181 164H183V163H181ZM197 164H198V163H197ZM221 164H222V163H221ZM255 164H256V163H255ZM129 165H130V164H129ZM190 165H191V164H190ZM202 165H203V164H202ZM202 165H200V168H201ZM205 165H206V164H205ZM219 165H220V164L218 163L217 167H218ZM225 165H226V164H225ZM243 165H244V164H243ZM126 166H127V165H126ZM171 166H172V165H171ZM195 166H196V165H195ZM206 166H208V165H206ZM220 166H221V165H220ZM234 166L236 167L237 164L234 165ZM241 166H242V165H241ZM245 166H246V165H245ZM251 166H252V165H251ZM254 166H255V165H254ZM259 166L261 167V165H259ZM127 167H128V166H127ZM165 167H167V166H165ZM196 167H197V166H196ZM203 167H205V166H203ZM211 167H214V166H211ZM232 167H233V166H232ZM235 167H233V169H235ZM238 167H239V166H238ZM252 167H253V166H252ZM252 167H251V169H252ZM260 167H259V168H260ZM262 167H263V165H262ZM129 168H130V167H129ZM168 168H169V167H168ZM200 168H199V169H200ZM229 168H230V166H229ZM244 168H246V167H244ZM205 169H206V168H205ZM210 169H212V168H210ZM246 169H247V168H246ZM260 169H261V168H260ZM168 170H169V169H168ZM170 170H171V169H170ZM170 170H169V171H170ZM228 170H229V169H228ZM253 170L256 171L257 169H253ZM171 171H172V170H171ZM206 171H207V169H206ZM216 171H218V170L216 169ZM243 171H244V170H243ZM243 171H241V172L243 173ZM245 171H246V170H245ZM255 171H254V172H255ZM263 171H264V170H263ZM208 172H209V169H208V171H207L206 173H208ZM211 172H212V171H211ZM223 172H225V171H223ZM233 172H234V170H233ZM246 172H248V170H247ZM252 172H253V171H252ZM254 172H253V173H254ZM180 173H181V172H180ZM180 173H179V174H180ZM218 173H219V172H218ZM242 173H240V171H239V174H240V175H241ZM261 173H262V172H261ZM166 174H167V173H166ZM181 174H183V172H182ZM181 174H180V175H181ZM239 174H238V171H237L238 179H240V178H239ZM189 175H190V174H189ZM209 175H210V173H209ZM226 175H227V174H226ZM229 175H232V174H229ZM242 175L244 176V174H242ZM252 175H253V174H252ZM257 175H259V174H257ZM262 175H263V174H262ZM184 176H185V178H186V175H184ZM204 176H206V175H204ZM227 176H228V175H227ZM234 176H235V175H234ZM247 176H248V175H247ZM247 176H246V177H247ZM259 176H260V175H259ZM259 176H258V177L256 176V177L259 178ZM188 177H189V176H187V178H188ZM190 177H191V176H190ZM190 177H189V178H190ZM208 177H209V176H208ZM214 177H215V176H214ZM214 177H213V178H214ZM229 177H230V176H229ZM231 177H232V176H231ZM244 177H245V176H244ZM244 177H243V180H244ZM253 177H254V176H253ZM176 178H177V177H176ZM193 178H194V177H193ZM205 178H206V177H205ZM220 178H222V177L220 176ZM254 178H255V177H254ZM254 178H253V179H254ZM190 179H191V178H190ZM217 179H218V178H217ZM241 179H242V178H241ZM199 180H200V179H199ZM199 180H198V181H199ZM203 180H206V179H203ZM208 180H209V179H208ZM257 180H258V179H257ZM259 180H260V179H259ZM262 180H264V179H262ZM186 181H187V180H186ZM193 181H194V180H193ZM198 181H197V184H198ZM236 181H238V180L236 179ZM240 181H242V180H240ZM246 181H247V180H246ZM246 181H244V182L246 183ZM249 181H250V180H249ZM200 182H201V181H200ZM205 182H206V181H205ZM208 182H209V181H208ZM208 182H206V185H207ZM226 182H227V181H226ZM230 182H231V181H230ZM233 182H234V181H233ZM244 182H243V183H244ZM257 182H258V181H257ZM174 183H175V182H174ZM190 183H192V182H190ZM194 183H195V182H194ZM238 183H239V182H238ZM238 183H237V185H238ZM214 184H215V183H214ZM220 184H221V183H220ZM220 184H219V185H220ZM223 184H224V183H223ZM250 184H251V183H250ZM216 185H217V184H216ZM219 185H218L217 187H219ZM228 185H229V184H228ZM242 185H243V184H242ZM166 186H167V185H166ZM187 186H188V185H187ZM196 186H197V185H196ZM243 186H244V185H243ZM243 186H242V187H243ZM164 187H165V185H164ZM181 187H182V186H181ZM188 187H189V186H188ZM210 187H211V186H210ZM215 187H216V186H215ZM234 187H235V186H233V188H234ZM248 187H249V186H248ZM248 187H247V188H248ZM196 188H197V187H196ZM212 188H213V185H212ZM165 189H166V188H165ZM187 189H188V188H187ZM199 189H200V188H199ZM204 189H206V188H204ZM216 189H217V188H216ZM216 189H215V190H216ZM221 189H222V188H221ZM235 189H236V188H235ZM188 190H189V189H188ZM195 190H196V189H195ZM202 190H203V189H202ZM210 190H211V189H210ZM215 190H214V191H215ZM217 190H218V189H217ZM237 190H238V189H237ZM244 190H245V188H244ZM206 191H207V190H206ZM233 191H234V189H233ZM240 191H241V190H240ZM195 192H197V190H196ZM204 192H205V191H204ZM222 192H223V191H222ZM205 193H206V192H205ZM188 194H189V193H188ZM194 194H195V193H194ZM239 194H240V193H239ZM242 194H243V191H242ZM200 195H201V194H200ZM202 195H205V194L203 193ZM244 195H245V194H244ZM171 196H172V195H171ZM173 196H174V195H173ZM179 196H180V195H179ZM232 196H234V195H232ZM245 197H246V196H245ZM183 198H184V197H183ZM194 198H195V197H194ZM222 198H223V197H222ZM228 198H229V197H228ZM231 198H232V197H231ZM205 199H206V198H205ZM233 199H234V198H233ZM248 199H249V197H248ZM174 200H175V199H174ZM201 200H202V199H201ZM240 200H241V199H240ZM243 200H245V199L242 198V201H243ZM226 201H227V200H226ZM174 202H175V201H174ZM192 202H193V201H192ZM192 202H191V203H192ZM206 202H207V201H206ZM219 203H220V202H219ZM222 203H223V202H222ZM186 205H187V204H186ZM204 205H205V204H204ZM186 207H187V206H186ZM234 211H235V210H234ZM244 240H245V239H244ZM230 244L232 245V242H231ZM235 244H236V243H235ZM236 247H237V246H236ZM236 247H235V248H236ZM238 248H239V247H238ZM230 249H231V248H230ZM222 253H223V252H222ZM261 254H262V253H261ZM233 255H235L234 252H233ZM236 255H237V254H236ZM238 255H239V254H238ZM237 258H238V257H237ZM259 259H260V258H259Z\"/></svg>", "mask_w": 264, "mask_h": 264}]
</instances>
